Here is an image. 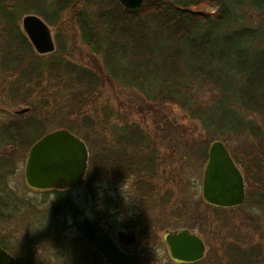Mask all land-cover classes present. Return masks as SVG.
Wrapping results in <instances>:
<instances>
[{
  "label": "rangeland",
  "instance_id": "1",
  "mask_svg": "<svg viewBox=\"0 0 264 264\" xmlns=\"http://www.w3.org/2000/svg\"><path fill=\"white\" fill-rule=\"evenodd\" d=\"M244 1L234 5L228 0L233 14H230L231 22L224 30L248 28L261 37L257 30L264 34V13ZM215 11L212 8L204 9L207 14ZM28 15L38 17L49 27L55 45L53 53L57 52L60 39L66 51L65 60L94 71L99 75L101 84L97 90L86 92L87 89H78L77 86L67 89L47 77L37 86L40 80L37 72L34 73L33 65H37L38 54L30 43L31 49L15 39L10 40L4 32L1 17L0 128L28 120L42 123L44 134L65 129L82 141L89 136L88 141H84L89 161L103 144L113 143L111 132L114 126L133 124L150 139L155 171L150 176L145 174L143 167L139 172H123L118 167L119 162L115 163V173L105 168H94L85 176L82 186L70 193L63 192L69 193L67 197L78 212L75 218L70 214L62 217L57 215L56 195L53 192H34L25 184L23 172L29 147L9 145L8 153L0 150V154L2 152L8 156V164H13L12 172L3 181L13 194L11 207L18 210H11L10 215L15 214L13 221L0 220V238L7 243L6 251L19 255L25 261L34 255L37 257L34 262L38 261V264H112L96 251L95 246L80 240L87 238H83L76 224L89 219L98 223L100 233H106L117 249L124 256L133 257L136 264H178L170 260L163 239L167 233L182 230L197 235L203 241L206 250L202 264H225L224 250L230 243L242 248L259 245L264 253V196L261 198L259 191L248 187L250 181L244 179L245 200L234 209H216L202 199L207 151L211 143L220 139L212 138L194 107H208L211 101L219 97L221 90L207 81L205 84L190 85L184 89V98L191 109L185 104L168 100L148 101L136 87L114 79L105 70L101 56L83 43L69 9L64 12L61 21L65 27H70L67 33L64 32L65 27H52L39 15L18 13L16 26L22 34L21 21ZM59 30L64 34L57 38ZM258 47L262 45L255 42L247 49L254 51ZM5 55L9 59H4ZM23 110L27 112L16 115ZM232 110L245 122L264 130V117L260 114L237 107ZM83 116L93 121V132L98 133L95 143L87 127L76 126ZM103 118L107 121L101 123ZM99 122L104 130L98 125ZM34 129H37V125ZM228 139L222 142L230 155H235L239 161L246 159L243 154L247 147L256 144L243 133L231 134ZM2 140L10 141L7 138ZM233 161L244 177L241 164L235 159ZM149 189L151 191L147 193ZM250 192L252 197L249 199ZM253 207L260 209L261 214H253ZM50 215L55 218L56 233L52 235L47 224ZM69 245L78 250L76 256L66 251Z\"/></svg>",
  "mask_w": 264,
  "mask_h": 264
},
{
  "label": "trees",
  "instance_id": "2",
  "mask_svg": "<svg viewBox=\"0 0 264 264\" xmlns=\"http://www.w3.org/2000/svg\"><path fill=\"white\" fill-rule=\"evenodd\" d=\"M229 2L240 5L245 1ZM246 2L264 13V0ZM205 8L216 11L207 14L204 12ZM68 9L83 43L101 56L105 70L114 79L136 87L148 101L168 100L185 104L191 109L184 98V89L194 83H214L221 94L208 107H194L196 115L216 140L228 141L231 134L241 133L254 140L256 144L248 146L243 154L246 159L239 161L235 155L232 158L241 164L245 181L255 183L249 182L248 187L252 186L253 191H259L261 198L264 196V130L251 122H245L232 110L237 107L264 117L263 31L257 30L260 32L259 37L258 33L248 28L224 30L231 22L230 14H233L228 0H147L135 10H127L114 0H0V18H3L4 32L10 40L24 43L29 49L31 47L28 40L16 26V15H39L52 27H65L61 21ZM233 23L236 21L233 20ZM69 29L70 27H65L64 32L67 33ZM59 32L57 38L64 34ZM255 42L262 47L248 51V45H254ZM65 54L64 44L59 39L57 52L42 57L37 55V65L32 64L34 73L37 72L40 80L37 86L48 77L67 89L77 86L78 89H87L86 92L97 90L101 84L99 75L66 61ZM5 56L4 59H9ZM104 110L108 112L107 109ZM103 120L107 121L103 118L101 123ZM36 125L37 129H34ZM76 126L87 127L88 133L92 134L93 143L96 142L98 133L93 132L95 126L90 118L83 116ZM101 127L104 130L102 125ZM43 129L44 126L39 121L9 124L0 128V140L7 138L30 148L45 135ZM111 134L113 143L106 142L89 158L86 175L97 167L115 173L116 162H119L118 167L123 172L135 173L143 170V167L147 176L154 173V156H151L150 151L152 144L143 131L133 124H117ZM88 137L85 136L84 141L87 142ZM12 167L13 164H9V173L12 172ZM150 191L151 189L147 193ZM52 192L56 195L57 215L70 214L75 218L78 211L67 195ZM251 197L250 192L248 198ZM54 219L50 215L47 223L51 235L56 233ZM76 225L84 236L82 237L87 238L80 240L95 246L96 251L110 263L136 264L133 257L124 256L117 249L106 233H100L98 223L84 219L83 223ZM0 245L6 251L7 243L4 239L0 238ZM66 251L71 256H76L78 252L71 245ZM9 253L16 264H38V261L34 262L37 258L34 255L25 261L19 255ZM223 261L225 264H264V253L259 245L242 248L230 243L224 250Z\"/></svg>",
  "mask_w": 264,
  "mask_h": 264
},
{
  "label": "water",
  "instance_id": "3",
  "mask_svg": "<svg viewBox=\"0 0 264 264\" xmlns=\"http://www.w3.org/2000/svg\"><path fill=\"white\" fill-rule=\"evenodd\" d=\"M114 1L127 10H135L147 0ZM21 28L36 54L45 56L55 51L51 31L41 19L25 16ZM26 112L23 110L17 115ZM87 164L85 143L66 130H57L44 135L29 149L24 180L34 191L71 190L83 184ZM201 195L207 205L219 209L236 208L244 201L243 176L220 141L209 146ZM163 241L174 263L195 264L204 258L206 247L203 241L187 230L167 233ZM0 264H15V259L1 245Z\"/></svg>",
  "mask_w": 264,
  "mask_h": 264
},
{
  "label": "flooded vegetation",
  "instance_id": "4",
  "mask_svg": "<svg viewBox=\"0 0 264 264\" xmlns=\"http://www.w3.org/2000/svg\"><path fill=\"white\" fill-rule=\"evenodd\" d=\"M6 144V146H4ZM18 145V142H14V141H0V150L2 151L3 149L5 150L6 153L9 152V149H7L9 147V145ZM20 146V145H19ZM2 148V149H1ZM3 152V151H2ZM1 152L0 154V219L1 221H13V219L15 218V214H11L10 212L12 211H17L18 208H15L14 206L11 207L10 205V199H13V197H11L13 194L10 193V191L7 189V184L3 181L4 178L6 179L7 174L9 173V164H8V156L4 155ZM73 191V190H71ZM71 191H67V192H71ZM66 193V194H69ZM20 207V206H19ZM18 214H20V211L18 212ZM17 214V215H18Z\"/></svg>",
  "mask_w": 264,
  "mask_h": 264
},
{
  "label": "clouds",
  "instance_id": "5",
  "mask_svg": "<svg viewBox=\"0 0 264 264\" xmlns=\"http://www.w3.org/2000/svg\"><path fill=\"white\" fill-rule=\"evenodd\" d=\"M251 211H252V213L255 214V215H260V214H261V213H260V209L255 208V207H253Z\"/></svg>",
  "mask_w": 264,
  "mask_h": 264
}]
</instances>
